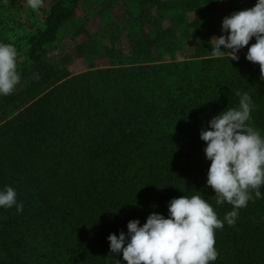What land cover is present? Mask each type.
<instances>
[{"label": "trees", "instance_id": "16d2710c", "mask_svg": "<svg viewBox=\"0 0 264 264\" xmlns=\"http://www.w3.org/2000/svg\"><path fill=\"white\" fill-rule=\"evenodd\" d=\"M77 1L53 0L41 10L42 24L13 43L17 65L24 58L21 80L35 77L0 97V189L13 187L23 203L19 213L0 208V264H124L106 237L126 233L131 220L142 226L152 212L166 218L167 203L183 195H203L223 220L232 206H218L205 186L211 162L199 132L247 92L254 106L248 123L264 134V80L245 59L255 39L239 61L214 58L215 21L186 16L215 13V0H137V31L104 30L109 64L72 74L49 63L46 50L74 18ZM255 3L227 0L225 9L230 15ZM122 38L128 56L117 51ZM9 39L0 31V42ZM189 39L191 59L177 61ZM89 40L91 54L95 36ZM215 248L213 264H264V197L215 230Z\"/></svg>", "mask_w": 264, "mask_h": 264}, {"label": "clouds", "instance_id": "9594fccd", "mask_svg": "<svg viewBox=\"0 0 264 264\" xmlns=\"http://www.w3.org/2000/svg\"><path fill=\"white\" fill-rule=\"evenodd\" d=\"M43 0H26L37 11ZM226 34V35H225ZM245 59L259 65L264 80V0L253 7L231 13L221 22V35L209 40L210 55L239 61L238 53L249 44ZM223 46V50H221ZM18 52L11 43L0 42V97L11 95L20 83ZM238 106L226 108L199 132L205 142L204 158L210 161L205 186L215 193L216 204L231 205L223 220L203 195L181 196L167 203V217L152 212L140 226L139 220L127 223V232L109 234L110 253L122 255L124 264H213L218 257L215 230L236 223L240 209L264 197V134L248 121L253 103L247 92L238 93ZM199 193V192H198ZM23 210L22 201L11 186L0 189V208ZM121 264L120 260L114 261Z\"/></svg>", "mask_w": 264, "mask_h": 264}, {"label": "rangeland", "instance_id": "374dc122", "mask_svg": "<svg viewBox=\"0 0 264 264\" xmlns=\"http://www.w3.org/2000/svg\"><path fill=\"white\" fill-rule=\"evenodd\" d=\"M52 1H43L40 9L34 11L36 13L34 20L30 16L28 19L31 9L27 7L26 0H0V20L3 21L0 31L8 33V36L11 37L9 41L13 45L17 37H24L27 33H32L35 27L32 24L35 21L38 26L42 24L44 15L43 17L41 16V10L47 11ZM171 1L172 4H176L177 0ZM215 1V13L210 10L200 9L197 12H188L186 16L188 19H194L197 16L212 18L217 26V37H219L221 35L222 19L228 16L225 9L227 0ZM138 12L137 0H78L74 9V18L60 29L56 41L47 47L46 60L58 68L65 67L72 74L85 71L89 64L96 68L106 67L110 62V58L105 55L103 48L105 44L107 45L103 38L104 30L117 26L119 29L137 31L136 17ZM164 25H167V21ZM82 27L85 31L81 30ZM94 36L96 39L93 48L94 53L90 54L88 53L91 47L89 39L94 38ZM221 50H223V46H221ZM117 51L118 53L129 55L130 50L125 38L120 40L119 45H117ZM192 52L193 41L189 39L183 44L182 50L174 54V58L177 61L188 60L191 59ZM22 60H24L23 56L18 61V67L22 66ZM23 65L28 66L27 63ZM33 77L35 75L29 76L26 80H20L19 87L25 86L26 81L33 79Z\"/></svg>", "mask_w": 264, "mask_h": 264}]
</instances>
